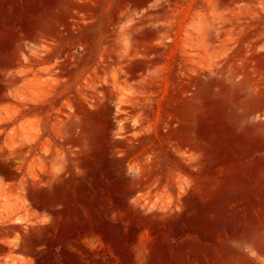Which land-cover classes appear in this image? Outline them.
Returning <instances> with one entry per match:
<instances>
[{
    "label": "rangeland",
    "instance_id": "374dc122",
    "mask_svg": "<svg viewBox=\"0 0 264 264\" xmlns=\"http://www.w3.org/2000/svg\"><path fill=\"white\" fill-rule=\"evenodd\" d=\"M0 264H264V0H0Z\"/></svg>",
    "mask_w": 264,
    "mask_h": 264
},
{
    "label": "crops",
    "instance_id": "0c3cea01",
    "mask_svg": "<svg viewBox=\"0 0 264 264\" xmlns=\"http://www.w3.org/2000/svg\"><path fill=\"white\" fill-rule=\"evenodd\" d=\"M240 259H241V257H240ZM247 259H248V260H251L252 258L248 257ZM241 261H242V260H240V263H241Z\"/></svg>",
    "mask_w": 264,
    "mask_h": 264
}]
</instances>
